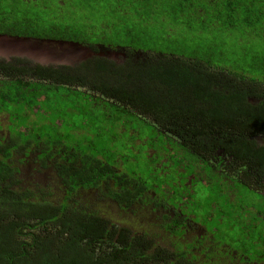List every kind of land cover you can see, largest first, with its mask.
<instances>
[{"label":"trees","instance_id":"1","mask_svg":"<svg viewBox=\"0 0 264 264\" xmlns=\"http://www.w3.org/2000/svg\"><path fill=\"white\" fill-rule=\"evenodd\" d=\"M71 1L58 0L53 9L56 14L51 13L42 27L37 10L29 13L18 3L0 0V31L81 42L78 38L87 31L75 23L68 24L63 14H57V10H63L64 3ZM103 1L122 5L130 0ZM132 1L146 8L151 17L169 18L173 23H186L187 8L193 7L199 16L200 28L217 24L229 34L237 28L242 30L247 38L243 42L246 51L242 58L232 59L222 67L196 57L141 50L137 60L136 50L125 47L127 56L123 63L98 57L74 67L58 65L64 77L47 84L30 101L31 107L37 110L38 119L33 117V122L41 124L39 134L45 137L42 141L51 143L59 133L76 130L77 155H114L113 146L102 143L101 137L92 145L88 135L78 129L87 133L103 123L107 108L99 103L88 108L93 91L123 92L127 98L152 106L153 118L164 123L178 118L180 113L195 111V114H183L180 120L195 115L194 123L204 120L206 127L180 131L195 143H214L215 136L220 137V145L227 153L238 158L243 154L253 155L254 167L263 175L264 145L257 140L264 139V50L259 49L264 43V0ZM11 13L14 15L10 20ZM10 59H24L23 63L28 64L26 57ZM15 62L19 61L11 64ZM83 86L90 96L79 90ZM4 88L0 90V98L9 102L0 103V108L13 111L11 105L17 103L12 99L19 88L14 86L5 91ZM24 99V95L19 96V101ZM202 108L204 113L198 115ZM71 115L78 117L70 118ZM114 147L121 149V146ZM26 148L17 159L0 161V264H134L133 245L121 249L126 230L107 222L94 203L98 201L96 197L53 181L55 176H26L24 168L35 146ZM134 153L145 154L144 151ZM127 162L125 166L133 163ZM157 169L160 171L163 166ZM127 175L130 180L125 183L130 184L133 175ZM117 234L120 237L115 238Z\"/></svg>","mask_w":264,"mask_h":264},{"label":"flooded vegetation","instance_id":"2","mask_svg":"<svg viewBox=\"0 0 264 264\" xmlns=\"http://www.w3.org/2000/svg\"><path fill=\"white\" fill-rule=\"evenodd\" d=\"M86 44L96 49L97 44ZM56 49V43L52 42L48 52ZM98 57L102 56L91 58ZM125 58L106 59L117 64ZM14 60L19 62L12 65ZM23 60L0 58V90L19 88L12 99L17 103L11 105L13 111L0 108V161L17 159L26 147L34 145V154L29 153L24 168L26 176H55L53 181L96 197L98 201L94 203L107 222L126 230L121 249L133 245L134 264H264V204H260L264 201V174L255 169L253 155L238 158L227 153L218 136L214 143H195L180 131L206 127L204 120L194 123L195 115L180 120L183 114L195 111L180 113L178 118L164 123L153 118L152 106L127 98L123 92L93 91L88 108L95 103L107 108L103 123L87 133L78 129L88 135L92 145L101 137L102 143L113 146L114 155H77L76 130L59 133L51 143L43 140L44 143L45 137L41 131L39 134L41 124L33 122L38 115L30 101L47 84L64 77L58 70L61 64H41L30 59L25 64ZM85 89L83 86L79 90L90 96ZM21 95L25 97L23 101H19ZM4 102L9 100L0 98V103ZM111 104L117 105L116 108ZM204 111L202 108L198 115ZM257 142L264 145V139ZM140 151L145 153L142 165L131 156ZM123 152L128 155L122 156ZM128 160L133 163L125 166ZM160 166L163 169L159 171ZM170 172L185 183L170 190L167 177ZM127 174L133 175L130 184L125 183L130 180ZM197 183L203 184L209 193L202 201L193 199ZM212 197L221 201L211 200ZM102 206L108 210L112 206L121 213L112 219ZM124 213L138 226H126Z\"/></svg>","mask_w":264,"mask_h":264},{"label":"rangeland","instance_id":"3","mask_svg":"<svg viewBox=\"0 0 264 264\" xmlns=\"http://www.w3.org/2000/svg\"><path fill=\"white\" fill-rule=\"evenodd\" d=\"M2 2L18 3L20 7L24 6L29 13H34L37 10L39 23L44 27L45 20L51 16V13L56 14L53 9L56 7L58 0H28L27 2L2 0ZM45 5L47 8L44 7ZM57 14H63L68 24L75 23L79 27H83L87 34L79 37L78 40L88 44L125 47L144 52H162L186 58L196 57L204 61H210L211 65L221 67L227 66L232 59L242 58L246 51L243 42L247 38L242 30L238 31L237 28L234 33L229 34L217 24L200 28L199 16L195 14L193 7L187 8L186 23H173L169 18L151 17L146 8L145 10L142 9L132 0L122 5L117 4L115 1H109L106 4L103 0L97 2L72 0L64 3L63 10H57ZM13 15L11 13L10 20ZM204 16L202 14V17ZM0 33L3 32L0 31ZM259 49L264 50V43L260 44ZM74 117L78 116H70V118ZM127 155V152L122 153V156ZM131 156L142 165L143 156L137 157L136 154H131ZM186 167L188 168V165ZM170 173L167 175L170 190L179 188L185 183L183 179L180 182L173 173ZM194 190L193 199L202 201L205 198L204 196L209 194L207 188L200 183L194 186ZM253 197L256 198L257 195L255 194ZM211 200L216 199L212 197ZM260 204L263 205L264 201H261ZM101 208L108 210L107 206ZM120 213L121 211L109 206L108 215L110 218L114 219ZM123 219L124 224L130 228L138 226L133 220L126 218L125 213Z\"/></svg>","mask_w":264,"mask_h":264},{"label":"water","instance_id":"4","mask_svg":"<svg viewBox=\"0 0 264 264\" xmlns=\"http://www.w3.org/2000/svg\"><path fill=\"white\" fill-rule=\"evenodd\" d=\"M55 42L57 49L50 53L48 49ZM96 49L86 43L72 40H53L32 36H22L0 33V58L9 59L13 56L26 57L41 64L74 65L92 56H102L109 59L126 57L123 47L111 48L106 45H95ZM141 51H136L139 57Z\"/></svg>","mask_w":264,"mask_h":264}]
</instances>
